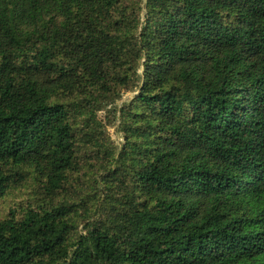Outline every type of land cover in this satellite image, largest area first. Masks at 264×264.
<instances>
[{
    "label": "trees",
    "instance_id": "1",
    "mask_svg": "<svg viewBox=\"0 0 264 264\" xmlns=\"http://www.w3.org/2000/svg\"><path fill=\"white\" fill-rule=\"evenodd\" d=\"M28 181L0 264H264V0H0V201Z\"/></svg>",
    "mask_w": 264,
    "mask_h": 264
},
{
    "label": "rangeland",
    "instance_id": "2",
    "mask_svg": "<svg viewBox=\"0 0 264 264\" xmlns=\"http://www.w3.org/2000/svg\"><path fill=\"white\" fill-rule=\"evenodd\" d=\"M132 96H133V93H125L122 97L121 102H125L131 99ZM100 115L101 117H104L103 113H100ZM117 126H118V123L112 121L111 124L106 126V132L111 141V145H114L120 148L121 144L123 143V138L120 132L118 131ZM100 178L101 177H98L95 172L90 171L86 175L81 174L80 177L73 180L72 188L70 190L74 197L70 196L71 200L74 202L76 201L77 203H80V201L86 202L90 200L88 206L95 203V199L93 198V196L100 195L99 186L102 185V181ZM29 181L26 183H23L21 187H19L18 189H14V191H12L9 195L5 197V200L0 201V216H4V213L8 211L9 206H13L14 204L19 203L23 199L30 197V196H35V194H37L36 185L34 186L33 184L29 183ZM96 192L97 194H95ZM77 209H80L83 211L84 208L81 204H79V207H77Z\"/></svg>",
    "mask_w": 264,
    "mask_h": 264
}]
</instances>
